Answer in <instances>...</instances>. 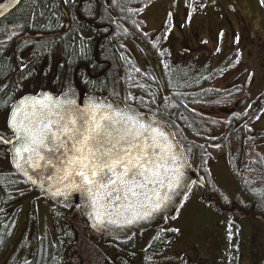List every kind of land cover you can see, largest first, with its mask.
<instances>
[{"label":"flooded vegetation","instance_id":"flooded-vegetation-1","mask_svg":"<svg viewBox=\"0 0 264 264\" xmlns=\"http://www.w3.org/2000/svg\"><path fill=\"white\" fill-rule=\"evenodd\" d=\"M58 1L60 6L63 4L66 28L82 26L85 39L77 46L71 40L67 59L62 44L68 40L66 37L55 41L53 54L39 57L33 45L22 48L21 62L16 65L20 67L18 75L7 78L10 82L14 77L11 82L15 80L16 99L0 113V130L5 137L12 135L4 128V113L28 94L86 93L140 109L136 105L138 88H146L152 92L154 104L166 103L169 126L173 121L180 124L176 110H183L185 115L186 107L211 122H220L219 129L210 135L214 140L210 153L213 156L229 148V153L223 154L229 163L238 151L239 140L246 137L243 117L250 105L249 90L264 87L262 0H169L167 5L166 0H70L74 9L70 12L64 0ZM114 30L115 44L108 51ZM87 82L97 89L91 86L89 90ZM3 85L1 82L0 87ZM244 100L245 106L239 111H219L222 107L232 109ZM6 147L0 144V159L9 157ZM191 162L200 171L199 158L194 157ZM37 194V198L42 196ZM51 206L50 203V217L43 228L36 227L31 216V228L19 231L20 203L12 233L0 227V264H38L42 245L39 264H148L146 247L138 242L129 246L124 241L130 238H110L90 228L81 230L78 223L82 224L83 218L72 206L66 217L68 227L57 230ZM9 207L0 204L1 217L7 216Z\"/></svg>","mask_w":264,"mask_h":264},{"label":"snow or ice","instance_id":"snow-or-ice-1","mask_svg":"<svg viewBox=\"0 0 264 264\" xmlns=\"http://www.w3.org/2000/svg\"><path fill=\"white\" fill-rule=\"evenodd\" d=\"M4 128L12 138L0 130V144L11 146L16 168L33 184V175L45 176L54 195L80 193L104 228L149 218L186 187L171 133L131 106L96 98L77 104L68 92L27 95L4 113Z\"/></svg>","mask_w":264,"mask_h":264},{"label":"trees","instance_id":"trees-1","mask_svg":"<svg viewBox=\"0 0 264 264\" xmlns=\"http://www.w3.org/2000/svg\"><path fill=\"white\" fill-rule=\"evenodd\" d=\"M147 1L151 0H145V2ZM65 6L69 12L70 9H73L72 3L70 6V0L68 3H65ZM62 7L63 4L60 6L58 0H23L12 13L0 20V83H4L0 87V103L7 104V107H0V113L3 110L9 109L16 99L15 93L17 88L15 80L11 82L14 77L10 81L11 83L7 81V78L14 73L18 75L20 67L16 65L21 62V52L24 46L33 45L34 52L39 57L42 55L45 56L46 54L54 53V45L57 39L66 37L68 40L62 44L64 57L67 59L72 49L71 40H75L77 46L85 39L82 34L85 29L82 26H74L70 29L66 28L65 22L67 20L65 19V12ZM26 33L39 34V36H25ZM21 36L24 37L20 38ZM115 38L116 31L114 30L111 40L108 41V51L111 50V45L115 44L113 42ZM23 74H26V72ZM87 85L89 90L91 88L93 90L97 89L91 82H87ZM139 89V100L136 105L139 106L140 110L149 112L166 122V103L161 104V106L156 103L154 104L151 95L152 92L146 88ZM129 97L131 100H128V103L130 104L132 102V96L129 95ZM263 105L264 100L262 101ZM168 111L173 112V109H169ZM179 111L180 109L176 110L175 115L176 119L180 121V124H174L173 121L170 122L171 126L175 129L177 138L181 141L190 159L193 160L194 157H198L202 167H200V171L206 172L211 156L209 146L210 143L214 142L213 137H210V135H213L214 130L219 129L220 122H211V119L205 115L201 116L198 112L188 107L185 108V115L182 113L183 110ZM257 114L258 111L252 116L246 114L243 118L247 117L246 123L248 124ZM252 140L253 138L250 136H246L244 141L239 140L238 151L230 157L229 162L233 172L243 182L245 189L248 190V193L255 200L256 212L259 213L260 211L261 213V211H264V154L258 151L252 157L248 154V150L246 149L252 146ZM5 159L6 157H1L0 159V204L1 207L3 205H9L10 212H6L8 213L7 216H0V227L12 233L19 215V199L29 191L30 187L25 179L20 177L12 165ZM252 173L254 174V178L252 177ZM194 187L198 188L204 194L202 188L196 185ZM70 207V204H52L51 217L54 220V225L57 230L68 227L66 217ZM222 207L227 211L233 209L228 204H223ZM174 230L176 229H165V227L153 230V236L148 242L145 253L158 250L163 252L165 250L167 251L175 238L181 234L179 230ZM124 243L129 246L135 244V237L124 241Z\"/></svg>","mask_w":264,"mask_h":264},{"label":"rangeland","instance_id":"rangeland-1","mask_svg":"<svg viewBox=\"0 0 264 264\" xmlns=\"http://www.w3.org/2000/svg\"><path fill=\"white\" fill-rule=\"evenodd\" d=\"M168 3L169 0H166V5ZM153 11L155 14L158 12L156 7ZM259 81L262 79L259 78ZM248 95L250 105L247 114L252 116L264 99V87H251ZM263 109L245 127L244 134L253 138L252 146L246 149L251 157L256 151L264 154ZM226 153H229L227 147L214 153L213 159L209 161L210 170L204 173L210 196L217 198L221 204L210 199L208 201L198 188H192L177 215L168 218L165 226L167 229L175 228L181 234L167 251L145 255L148 264H264V221L255 215L264 216V211L256 212L255 200L231 169L228 157L223 155ZM37 195V192L29 189L21 197L19 231L31 228V216L39 229L49 219L50 201L42 196L37 198ZM222 203L233 209L224 210ZM78 225L81 230L88 229L85 222ZM151 234L149 231L144 232L135 237V241L146 246Z\"/></svg>","mask_w":264,"mask_h":264},{"label":"water","instance_id":"water-1","mask_svg":"<svg viewBox=\"0 0 264 264\" xmlns=\"http://www.w3.org/2000/svg\"><path fill=\"white\" fill-rule=\"evenodd\" d=\"M22 1L23 0H19V2H17V0H3L2 2H0V12L3 13V15H0V20L3 19L8 14H10L11 12H13L21 4ZM41 93H48L53 96H58L49 91H41L39 94ZM29 95H35V94H29ZM69 95L74 96L77 104H87L90 98H96L99 101H107L109 103L115 102V105L125 106L120 101L109 100L105 97L101 98L86 93H69ZM245 103L246 101L244 100L242 103L236 105L232 109L222 107L219 108V111L232 113L241 110L245 106ZM131 108L134 111H139V109L137 108L134 107ZM139 112L150 120H156L161 122V124L165 127L166 131L171 133L172 143L176 146L178 153L181 154L183 157L184 166L182 168V171L184 175V181L186 182V187L182 182L181 187L175 190V193L172 194V201L166 208H163L160 212H156L152 214L149 218L137 219L131 224H127V223H121L120 225L109 224L107 228L101 227L97 224L94 214L92 213V209L87 206L84 197L80 193L68 190L67 195H54L53 193L55 192L56 189L48 186L51 183V181H48L45 176H41L40 179H37V177L33 175L32 172L30 171L29 175H33V179L37 180L36 184L31 183V181L28 180V177L25 176L22 171L16 168L12 154L10 153L12 165L16 169L17 173L21 177H23L35 191H38L43 195H45L51 202L56 204L70 203L73 206V208L80 207L81 214L87 225L92 230H94L99 234H104L112 238H128L133 234H141L143 231L151 228H159L165 224L168 217H173L177 214V212L181 208L182 204L184 203L186 197L188 196L194 184L204 189L207 198H209L210 189L206 177L203 174L198 173L197 170L193 168L192 165L190 164L189 159L186 153L184 152L180 142L176 139L173 130L167 124L154 118L150 114L141 111ZM41 180H44V186H41ZM61 191H64L62 187H61ZM258 217L264 220L262 216L259 215ZM42 252H43V245L40 247L38 264L41 260Z\"/></svg>","mask_w":264,"mask_h":264},{"label":"crops","instance_id":"crops-1","mask_svg":"<svg viewBox=\"0 0 264 264\" xmlns=\"http://www.w3.org/2000/svg\"><path fill=\"white\" fill-rule=\"evenodd\" d=\"M263 113H264V109H263Z\"/></svg>","mask_w":264,"mask_h":264}]
</instances>
